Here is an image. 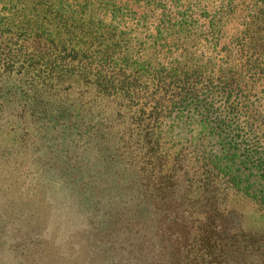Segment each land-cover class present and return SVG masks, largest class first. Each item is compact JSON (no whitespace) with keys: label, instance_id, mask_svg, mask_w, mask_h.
Segmentation results:
<instances>
[{"label":"trees","instance_id":"trees-1","mask_svg":"<svg viewBox=\"0 0 264 264\" xmlns=\"http://www.w3.org/2000/svg\"><path fill=\"white\" fill-rule=\"evenodd\" d=\"M0 143L107 264H264V0H0Z\"/></svg>","mask_w":264,"mask_h":264},{"label":"rangeland","instance_id":"rangeland-1","mask_svg":"<svg viewBox=\"0 0 264 264\" xmlns=\"http://www.w3.org/2000/svg\"><path fill=\"white\" fill-rule=\"evenodd\" d=\"M18 158L0 159V264H107L101 247L110 242L104 231L97 235L98 218L67 184H46L55 160L45 155L19 165Z\"/></svg>","mask_w":264,"mask_h":264}]
</instances>
